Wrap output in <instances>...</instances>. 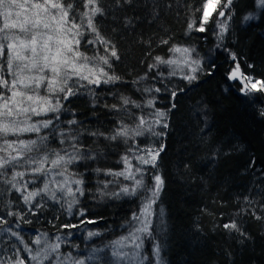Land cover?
<instances>
[{"label":"snow or ice","instance_id":"6c2138e0","mask_svg":"<svg viewBox=\"0 0 264 264\" xmlns=\"http://www.w3.org/2000/svg\"><path fill=\"white\" fill-rule=\"evenodd\" d=\"M253 3L261 10L260 16L249 12L241 18L242 23L264 19V0H253ZM233 4L234 0H200V6L195 8L186 22V34L193 31L207 33L208 26L215 24L217 31L214 35L218 40L216 48L223 47L229 63L224 79L231 83L227 85L226 90L239 85L236 90L241 96L249 103H254L258 98L257 94L264 96V72L257 73L254 64L242 60L237 52L223 45L234 15ZM170 7L171 4L166 0H79V3L76 0H0V181L7 185L2 190L8 193L14 190L19 193L32 214L45 207V204L36 201L37 197H41L57 203L63 201L61 208L66 205L67 214L79 216L80 224H95L96 220L86 219L88 207L80 206V197L85 196L84 175L70 171L69 166L83 160L95 161L104 158L106 154L98 144L101 138L107 142L124 144L126 151L120 157L123 164L121 170L94 169L97 173L103 172L104 175L114 178L102 182V187L97 188L101 199H119L121 196H136L140 199L138 211H134L127 222V234L111 242V257L114 260L106 264H166L162 253L166 246L169 225L164 209L158 202L166 187V178L160 171V162L166 153L167 145L162 143L161 139L168 135L171 114L177 108L176 98L184 89L165 88L164 91L169 92L171 103L164 109L156 107L155 96L149 95L141 103L118 90L109 91L107 94L114 99L118 98V103L105 104L104 107L123 113L136 123L132 126L120 120L115 122L116 126L108 132H89L83 129L82 122L75 118L76 113L66 109L64 102H70V98L77 97L86 90L91 98L90 103L95 108L99 102L97 88L101 85L123 84V78L113 69V62L121 58L114 38L121 37V33H136L144 23L154 24L161 13ZM197 13L199 15H196ZM109 17L114 25L110 29L112 36L106 35L98 26L100 21ZM89 34L91 39H88ZM135 43L150 48L153 38H145L144 33L140 32ZM159 43L167 45L169 40L160 39ZM84 44L94 47L93 55L89 56L85 51H81ZM168 51L178 55L168 59L154 57V63L147 65L149 72L158 65L176 66L180 68V75L189 85L198 81L205 65L202 59L193 56L195 47L172 45ZM181 65L189 71L185 73ZM219 67L215 60H212L207 65L206 74L215 75ZM176 68L168 73L169 77L177 75ZM163 75L158 72L151 78L157 80ZM147 79L148 72L137 77L132 83L136 85ZM137 91L160 93L162 88L144 87ZM130 105L140 109L141 113L145 107L153 111L147 117L145 114L137 116L129 110ZM211 111L207 104H203L198 110L205 127L208 126ZM62 112H70L73 118L61 121ZM48 114H52L51 118L33 119L48 117ZM258 115L264 119V109H260ZM157 128L163 131H158ZM42 129H48L52 135L57 136L62 147L49 149L48 135H37L36 139L21 138L25 133L40 134ZM203 131V128L200 129V132ZM146 135L156 139L146 144L144 141L137 142L136 138ZM84 136L92 137L97 147L86 148L82 142ZM233 139H239L235 133L230 139L221 141H216L210 136H200V143L210 153L205 158L213 164V172L208 176V180L216 176V169L222 163L243 150L240 144H232ZM130 140L133 143L129 144ZM133 160L136 161L135 164ZM255 165L256 159L250 156L245 162L244 171L254 168ZM195 167L196 161L191 155L180 156L175 161L177 178L183 183L199 180L201 186L206 185L207 181L203 177L193 175ZM29 173L44 178L42 187L31 190L28 188L32 181L24 178ZM120 177L131 183H120L117 179ZM217 178L226 179L223 175ZM73 184L77 187L73 188ZM110 184H117L118 191H108ZM50 185L54 187L50 188ZM244 201L243 207L237 205L236 212L222 213L220 223L215 226L222 229L226 235L235 237L241 244L253 239L244 226L245 217L255 220L264 228V192L260 193L259 200L254 201L246 196ZM201 213L213 215L207 208L201 209ZM6 215L24 219L20 212L8 211ZM194 223L198 234L199 221ZM8 224L9 220L0 215V225ZM78 227V224L60 225L63 229ZM4 231L16 237L23 248L13 245L11 255H0V264H87L88 261L100 259L95 255L99 249H93V254L87 257L62 251V244L66 241L59 234L50 238L48 233L43 232L35 235L31 242H26L20 232L13 231L11 227ZM99 234L88 231L87 236L91 238ZM146 241L150 245V253L145 250ZM33 245L38 247L33 248ZM22 252L26 253V256L22 255Z\"/></svg>","mask_w":264,"mask_h":264},{"label":"trees","instance_id":"16d2710c","mask_svg":"<svg viewBox=\"0 0 264 264\" xmlns=\"http://www.w3.org/2000/svg\"><path fill=\"white\" fill-rule=\"evenodd\" d=\"M76 2L79 3V0ZM166 2L170 3L171 7L165 9L154 24L144 23L136 33H121L122 38H114L121 58L113 62V69L123 78L124 83L116 86L101 85L97 88L99 102L95 108L91 105V98L86 90L83 94L70 98V102H64L65 108L76 113L75 118L82 122L83 129L89 132H108L116 126L115 122L120 120L132 126L136 123L123 113L104 107L105 104L118 103V98L114 99L107 94L109 91L118 90L123 95L141 103L149 95L155 96L156 107L164 109L171 103L169 92L164 89H184L176 98L177 108L171 114L168 135L161 139V142L167 145L166 153L163 154L160 162V171L165 175L166 187L158 202L159 206L164 209L165 219L169 225L166 246L162 253L166 264H264V235H262L264 228L258 222L245 217L244 226L253 239L243 244L238 243L235 237L226 235L222 229L215 227L220 223L222 213H234L237 205L244 206V197L248 196L255 201L259 200L260 193L264 192V119L258 115L259 110L264 109V96L257 94L258 98L255 102L249 103L236 90L239 85L226 90L227 85L231 83L224 79L229 63L223 47L216 48L218 40L214 35L217 31L215 24L208 26L207 33L193 31L186 34V22L191 18L195 8L200 6V0H166ZM233 12L234 15L230 21L229 31L224 37L223 45L237 52L242 60L254 64L257 73H262L264 72V19L241 22V18L249 12H254L259 17L261 10L255 7L253 0H234ZM98 26L106 35L112 36L110 29L114 25L110 17L100 21ZM140 32L144 33L145 38H153L150 48L135 43ZM91 38L89 34L88 39ZM160 39H168L169 44H160ZM172 45L195 47L196 52L193 56L202 59L205 65L204 71L199 74L198 81L189 85L186 80L178 76L177 69V75L169 77L168 73L173 68L168 65H158L156 69L149 72L147 65L154 63V57L161 56L168 59L177 55L168 51ZM81 51L91 56L94 54V47L84 44ZM212 60H215L220 67L215 75L208 76L206 74L207 65ZM146 72L149 74V79L136 85L132 83ZM158 72H162L163 77L153 80L151 77ZM144 87H161L162 91L151 94L137 91ZM203 104H207L212 109L209 113L207 127L198 115V110ZM128 108L137 116L145 114L147 117L153 111L145 107L141 113V110L134 106L130 105ZM51 116L52 114H48V117H33V119L39 120L51 118ZM72 118L70 112L60 114L61 121ZM202 128L204 131L200 132ZM157 130L163 131L160 128ZM233 133L239 139H233L232 144H240L243 150L233 154L222 163L216 169V176L208 180V176L213 172V164L205 158L210 153L200 143V136H210L216 141H221L230 139ZM37 135L49 136L47 141L49 149L56 150L62 147L59 138L52 135L48 129H42L40 134L25 133L21 138L36 139ZM9 138L14 139L15 137ZM154 139L156 138L147 135L136 138L137 142L144 141L145 144L153 142ZM82 142L86 148L95 149L97 147L90 136L82 137ZM131 143L133 141L130 140L129 144ZM98 144L106 154L104 158H98L95 161L83 160L69 166L70 171L83 173L85 196L80 197V206L86 205L89 209L86 219H93L97 222L80 224L79 216L67 214L66 205L65 208H61L63 201L57 203L46 198L41 199V197H37L36 201L45 204V207L36 214H32L28 206L23 203L20 194L14 190L11 193L4 192L2 189L7 185L0 181V215L9 220L8 225H0V255H11L13 245L23 248L16 237L4 231L11 227L13 231L20 232L26 242H31L35 235L43 232L48 233L50 238L59 234L66 241L62 244L61 250L70 251L76 256L87 257L93 254V249H99L100 251L95 255L100 259L88 261L87 264H106L114 260L111 257V242L127 234V222L132 213L138 211L140 199L136 196H121L119 199L99 197L97 188L102 187V182L114 178L104 175L103 172L97 173L94 169L121 170L123 164L120 162V157L124 155L126 146L122 143L107 142L102 138ZM141 146L144 145L141 144ZM183 155L193 157L196 161L193 175L203 177L207 181L206 185L201 186L199 180L183 183L177 178L175 161ZM250 156L256 159V165L244 171L245 162ZM132 162L136 163L135 160ZM220 175L226 179H218ZM24 179L32 181L28 184L30 190L42 187L44 182L42 176L31 173L26 174ZM117 179L120 183H131L123 177ZM145 179H148L147 174ZM51 187L54 186L50 185ZM72 187L77 186L73 184ZM108 191H118V185L110 184ZM9 201L13 203H8ZM204 208H207L213 215L202 214L201 209ZM8 211L20 212L24 219L9 217L6 215ZM24 221H31V223ZM194 221H199L200 232L198 234L195 231ZM62 224H78L79 227L63 229L60 228ZM88 231L100 234L89 238ZM194 236L195 239H193ZM35 247L38 246L33 245V248ZM145 250L150 253V245L147 241ZM22 255L26 256V253L22 252Z\"/></svg>","mask_w":264,"mask_h":264},{"label":"rangeland","instance_id":"374dc122","mask_svg":"<svg viewBox=\"0 0 264 264\" xmlns=\"http://www.w3.org/2000/svg\"><path fill=\"white\" fill-rule=\"evenodd\" d=\"M178 55V54H177ZM172 68H176V66H171ZM181 68H183V71L185 72V73H187L189 70L186 68V67H184L183 65H181L180 66ZM177 69V71H178V76H180V77H182L181 75H180V68H176Z\"/></svg>","mask_w":264,"mask_h":264}]
</instances>
